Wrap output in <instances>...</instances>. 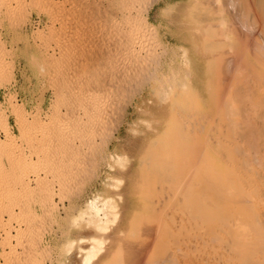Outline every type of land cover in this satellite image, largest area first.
<instances>
[{"label": "rangeland", "instance_id": "rangeland-1", "mask_svg": "<svg viewBox=\"0 0 264 264\" xmlns=\"http://www.w3.org/2000/svg\"><path fill=\"white\" fill-rule=\"evenodd\" d=\"M132 4V0H0V264H66L61 255L62 244L70 238L88 237V233L70 228V218L64 215L62 205L70 203L72 193L77 191L75 187L87 179L83 175L87 171L88 145L102 138L108 131H112L116 136L114 144L111 145L112 149L115 144H119L120 151L127 153L131 159L133 157L132 162L136 167L139 162L138 154L143 153V149L152 150L151 143L156 140L154 136L159 137L158 135L163 132L166 138L163 137L165 140L161 144L167 139L168 144L166 143L167 146L164 144L165 149L161 146L157 148L159 153L164 149L165 156L161 154L162 152L160 154L163 157L157 155L159 163L155 156L156 162L153 161L152 167L157 164L162 167L164 164L159 169L163 172L165 170L164 175L168 173L171 176L166 175L170 181L165 177L164 180L170 182L167 184L172 185L170 186L172 190L184 178L185 181L186 178L192 181V184H188L190 188L188 185L186 187L189 188V193L192 192L194 201L198 202L195 205L198 211L190 212L189 217L183 216L184 212L181 211L177 215L174 209L171 211L174 207L172 203L169 206L171 210L167 213H171L169 218H173L168 220H175L174 223L177 221L176 224L179 223L182 228L179 226L178 229L186 232L184 234L178 231L174 228V223L169 221L174 228L173 230L168 224L169 227L171 226L170 231L172 230L175 235L177 234L175 232L179 233L177 234V238L180 237L179 241L183 239L177 246L179 248L175 247V251L172 252L176 257L171 256L176 259L170 256L169 259L173 260L169 261L170 264H182V262L183 264H264V247L252 257L238 248L229 229H221L212 223V219L221 214L218 209L225 210L222 207L224 204L225 207L229 205V201L231 203L227 205L229 208L226 207L228 209L225 211L226 215L239 210L241 206L235 202L237 196L232 194L236 191L240 194V198L245 199L247 202L245 204L253 210L252 217L258 219L261 223L259 225L264 228V16H262L264 0L262 2L225 0V4L214 18L222 17L228 23L226 24L230 25L229 37L231 36L234 41L233 44L231 38L228 41L233 47L228 48L231 44L226 46L229 42H225L226 45L222 48L224 44L210 40L206 47L207 54L200 55L199 63L196 64L194 91L173 96L170 103L163 106L157 99L145 93L148 92L146 89L140 92L142 95L139 93L137 96L135 87L136 85L138 87L142 81L139 78L132 80L127 76L129 58L134 54V49L128 46V43L133 37L143 41L145 35L143 26L139 22L133 24L131 21L134 14V10L131 11ZM167 5L172 7L170 11L164 10ZM151 9L148 15L150 22L159 28L160 37L171 44L178 42L173 34L194 37L199 27L198 16L201 19L207 18L206 13L197 11V0H158ZM210 17L208 19L213 23L215 19L211 20L213 16ZM253 40L254 46L249 43ZM247 43L250 46L246 48L243 56L248 58L244 57L242 61L245 63V59L247 60V64L243 66L246 65L245 68L249 71L246 70L247 77L246 79L243 77L244 80L240 81L239 87L241 85V93L250 91L247 92L249 94H242L243 97L239 88L236 90L239 91L237 97L236 91L234 92L238 101L234 98L233 102L239 104L235 103L237 106L234 108H237V111L230 112L226 110V106L225 108L218 104L221 101V89L223 90L225 86L221 83L226 77L224 74L226 69L223 70L226 68L224 66H227L224 62L227 58L225 53L227 49L232 48L231 51H236L237 55L241 53L240 49L245 50L243 47ZM260 49L263 54L260 53ZM246 80L248 81L244 82ZM138 103L143 108L140 112L137 108ZM147 108H152L156 112L160 122L154 121L157 123L154 126L155 130L158 128L161 132H153L152 128L145 127L141 122V119L145 118L144 112ZM178 108L187 110L188 118H198L199 124H205L203 130L200 127L203 132L198 133V139L185 144L179 141L178 137L171 135V128L176 130L180 126H186L187 123L179 117ZM232 119L236 120V129H234L238 133L234 131L235 135L238 134L240 137L235 136L232 129L233 133L225 129L223 132L227 131V134H223L226 135L225 140L228 139V142L225 140L223 142L222 138L225 147L221 144L219 147L221 153L217 154L214 148L218 149L221 141H216L215 145L211 137L213 140L210 142V136L215 135L213 131L211 135L210 128L217 125L224 129ZM135 121L136 124L138 123V126L134 125L137 133H132L129 125ZM208 125L210 131H207ZM241 127L244 128V132L240 131L242 135L239 132L242 130ZM204 130L210 132V136ZM245 130L255 132L252 131V136H247L246 139ZM229 131L232 134L231 136L229 133L230 136L234 135L235 138L231 139L229 136L227 138ZM206 133L209 143L207 138L204 140ZM241 136L245 140L241 139ZM201 141L204 143L198 144ZM236 143L240 145L239 149L243 148L244 154ZM202 144H204L203 148L204 146L213 148L212 152L205 156L202 153ZM178 149L183 152L176 153ZM230 153L232 154L229 155ZM178 157L182 158V161L178 162L180 160ZM209 157L211 160L207 161ZM154 162L157 164L154 165ZM181 162L184 165L176 166ZM194 165L197 166L196 169ZM209 166L212 168L210 169ZM190 167L195 170L193 171L197 176L194 172L190 174L192 172ZM204 167L207 170L204 171ZM177 175L182 177L178 179ZM144 177L139 180L140 192L135 195L134 202H130L131 197L128 195L130 192L127 190L129 188L124 190V193L128 191L126 193L128 197L126 196L125 203L127 211L120 225L122 232L118 227L119 234L116 230V233L114 232L115 234L107 239L105 247L109 253L106 250L105 254L102 253L104 255H102L103 259L101 258L102 264H126L127 261L136 263L138 258L133 259V256H136V252H140L148 242L149 237L143 236L146 233L135 235L133 232L135 222L141 220L138 214L142 217L150 207L147 216H151L150 219L154 217L150 211L156 198L143 195L146 194L147 189V180ZM129 178L127 176L126 180L128 181ZM188 180L186 182L190 183ZM94 189L87 188L84 191L82 203ZM220 192L223 194L221 195ZM226 192L229 193L227 194L229 198H232L224 201L227 198L224 195ZM208 197L210 201L207 200ZM221 197H225L222 198L223 201ZM149 198L152 199V206ZM220 200L224 204L217 203ZM249 200L252 201L248 204ZM253 200L256 202L254 203ZM201 205H204L205 210L211 211H202ZM55 207H60L61 218L56 217ZM213 208L217 211L215 212ZM140 209L142 214L138 213ZM202 212H210L207 213L210 217L206 218L207 214L205 216ZM225 213L222 212V215L225 216ZM194 214H198L197 222L192 220L196 217ZM128 216L130 218L126 221L125 217ZM134 216L137 217V221ZM144 219L148 221L147 217ZM124 221L126 226L123 230ZM185 225L188 227L183 229ZM164 237L163 241L166 244L167 236ZM88 243L83 242L82 247H86ZM80 261L81 259L76 257L69 264H80Z\"/></svg>", "mask_w": 264, "mask_h": 264}, {"label": "bare ground", "instance_id": "bare-ground-1", "mask_svg": "<svg viewBox=\"0 0 264 264\" xmlns=\"http://www.w3.org/2000/svg\"><path fill=\"white\" fill-rule=\"evenodd\" d=\"M132 1H133V4H132L133 8H131V11L133 9L134 14L131 18V21L133 22V24L139 22L140 25H142L143 28L145 29V35L143 36V41L137 40L138 37H133L132 39H130V41L128 43L129 44L128 46H131V48L134 49L133 50L134 54L132 57L129 58V64H128L129 65L128 66L129 67V71H128L129 73L127 72L128 73L127 76L129 79L133 80V79L139 78L142 81L138 85V87H137V85L135 87L136 88L135 89L136 95L139 94L140 92H142V90L146 89L149 93L148 92H145V93L150 94V97H152L153 99H157L159 101V103L163 106V105L169 104L170 100L172 99L173 96H179L183 92L190 93L191 91H194V89H195L194 80H195L196 68H197L196 64L199 63L198 60H199L200 55L207 54V53H205L207 51L206 47H207V44L210 40H213L217 44L220 43L222 45L225 42H229L228 40H229V38H231V36L229 37L230 32H228V31H230V28H229L230 25H227L228 23L226 21H224V19L222 17L214 18V15L216 17L217 13L219 12V9L222 7V5L225 4V0H197V11H202V13L203 12L206 13L207 18L201 19L198 16L197 24L199 27L195 33L193 32L195 34V36L192 38L185 37L181 34L180 35L179 34H173V36L178 40V42L176 44H171L170 42H168L164 38L160 37V35L158 33L159 28L152 25V23L150 22V20L148 18V15L150 14L149 12H150V10H152L151 8H153V5L158 0H132ZM260 1L262 2V0H260ZM171 9H172V7L168 6V5L166 6V8H164L165 11H170ZM210 16L211 17L213 16V19H211V20L215 19L214 21H212L213 23H211L208 19ZM262 16H264V15H262ZM225 20H226V18H225ZM230 41L232 42L234 40H232V38H231ZM221 42H223V43H221ZM231 42L227 43V45L224 44L222 48H224L225 45L228 46V44H231ZM249 43H250V45H253L255 42L253 40L252 43H251V41ZM232 44H233V42H232ZM232 44L229 45L228 48H230V46L233 47ZM250 45L248 43L245 46L243 45L244 46L243 48H245V50L240 49L241 53H238L237 55H236V51L235 52L231 51L232 48L230 50L227 49L226 53H225L227 55V58H226V60L224 59V62H225V64H227V66L225 65L224 67H226V68H223V70L226 69L225 70L226 72L224 71L225 72L224 74L226 77L224 79H222V77H221V79L223 80L221 83L222 84L224 83L225 86H224L223 90L221 89L222 96H221V101L218 102V104H220V106H223V107L226 106L227 107L226 110L230 111V112L237 111V108L235 109L234 107L237 106V105H235V103L236 104H239V103L233 102V100L235 98L234 92L239 88L238 90L241 93V91H242V90H240L241 85L239 87V84L241 83L240 81L243 82V80H244L243 77H245V79H246V77H247V75H246L247 71L246 70L249 71V69L245 68L246 65L243 66L244 64H247L246 63L247 60L245 59V61H244L245 63H243L242 59H244V57L245 58L247 57V56H243V53H244V51L246 52V50H247L246 48ZM259 47H260V45L258 46V49H259ZM138 48H140V49H138ZM226 48L227 47H225V49ZM255 48L256 47H254V50H255ZM196 50L198 52H196ZM259 51H261V49ZM260 53L263 54L262 51ZM223 70H222V72H223ZM222 72H221V74H222ZM227 73H228V75H227ZM228 76H229V78H228ZM125 77H126V75H125ZM249 77H251V75ZM224 80H225V82H224ZM247 81L248 80H246L244 82H247ZM221 86H223V85H221ZM246 86H247V84H246ZM243 88H245V87L243 86ZM239 91L235 92L236 97H237V93H239ZM248 91H250V90H247V92ZM247 92L246 91L244 93L242 92L241 95L242 94L246 95ZM247 94H249V93H247ZM250 94H251V92H250ZM137 96H139V95H137ZM144 96H143V99H144ZM238 96H239V94H238ZM242 97H243V95H242ZM140 99H141L140 101L142 104V97H140ZM236 100L238 101L237 98H235V101ZM144 101H145V99H144ZM151 101L153 102V100H151ZM141 104L140 103L137 104V108L139 109V112L143 110ZM220 106H218V107H220ZM241 107L243 108V105ZM239 109H240V107H239ZM178 115L182 120H184L188 124L185 123L186 126H183V127L180 126L176 130H173L171 128L170 129L171 135L178 137L179 141H181V142L183 141L184 143L185 142L189 143L192 140L198 139V137H199V136H197L198 133L201 134L203 132V131H201L200 127H202V130H203V126H205V124L204 125L201 123L199 124L198 118H188L187 117L188 113H187V110H185V109L178 108ZM144 116H145V118L141 119V122L145 125V127L152 128L153 132L154 131L155 132L158 131L157 133L161 132V131H159L158 128H157L158 130L157 129L155 130L156 127L154 126V124L157 125V123H154V121L160 122V120L157 119V115H156V112L154 111V109H152V108L148 109L147 108V110L144 112ZM136 122L137 121H135V123L132 122V125L131 124L129 125L130 126V128H129L130 132H132V133H134V132L137 133V129L136 128H135L136 130L134 129V127H136L134 125L138 126V123L136 124ZM235 122H236V120L232 119L231 122H228L227 126L225 125L224 129L221 126H217V125H215V126L212 125L213 128H210L208 125V127H207L208 130L207 129L206 130L207 131L211 130L210 131L211 135L213 134L212 133V131H213L215 134L214 136H210V132H207L205 130L204 131L209 134L210 142H211V140L214 139V144L216 145V141H221L222 138H223V142L226 141L225 140L226 135H224V134H227L228 130L231 131V129H232L233 132L235 131V129H236L235 128ZM209 128H210V130H209ZM225 129L227 130L226 133L223 132V131H225ZM241 129H242V127H241ZM230 131L228 132V134L230 133ZM240 131L244 132V128L242 130H239V132ZM142 132L144 133V131H142ZM235 132L233 133L234 135H235ZM242 132H240V135L243 134ZM245 132L246 133H244V134H246V135L244 136V138H246L247 136L248 137L252 136L251 134H253V132H255V131H253L251 133V132H248L245 130ZM138 133H140V131H138ZM207 133H206V135L204 134V136H205L204 140H205V138H207V141L209 143ZM237 133H238V131H237ZM140 134H142V133H140ZM144 134H146V133H144ZM163 134L164 133L161 132L160 135H158L159 137H157V135L156 136L153 135L154 137H156V140H153V142L151 143L152 144V146H151L152 150L151 149L149 150V148H148V150L150 152L147 149H146L147 152L145 149H143L144 152L143 153L140 152V154H138L139 157L138 156L137 157L139 158V162H137L138 163L137 167L135 164H133L134 162H132L133 157L131 159V157L127 153H125L124 151H120V149H119L120 145L119 144H115L113 149H112L111 145L114 144V142L116 140V136L112 131L111 132L108 131L102 138H100L98 140H94L92 143L90 141L91 145L90 146L88 145V147H87L88 148L87 149L88 160L86 162L87 171L83 175V176H86L87 179H84L86 181H81L79 186H77L78 188L75 187L77 189V191L74 189L76 193L73 192L74 193V194L72 193L73 196L72 197L70 196L71 197L69 200L70 203H68V205H66V204L62 205V210L64 212V215L69 216V218H70V228L84 231V232L88 233V235H87L88 237H80L77 239L76 238H70L69 240H67L65 243L62 244L63 253H61V255L64 257L66 264H69L71 262V260L76 259V257H77V259H81L80 264H102L101 258H102V255L105 254L104 253L106 250L105 244L107 243V239L111 235L113 236L116 232H118V234H119V231L122 232L120 225H122L121 221L124 220L123 216H124L125 211H127V209L125 210V205H126L125 203L127 201L126 193H128V191L130 192V194H128L131 197V198H129V199H131L130 202H134L136 199L135 195H138V193L140 192L139 180L144 176H145L144 178H146V180H147V184H146L147 189H146V194H143V195H147V197L150 196V198H152V199H154V197L156 198L153 200V202H154L153 206L151 205L152 199L149 198L150 206H152L150 212H151V214L152 213L154 214V215H152L154 217L152 219H150L151 216H149V217L147 216L148 211L150 210L149 206H148L149 208L146 207L147 212L146 213L143 212L144 213L143 214L144 216L142 215L143 218L140 216V214H138V213H141L140 211L142 209H140L139 212L137 213L138 217L141 218L140 221L139 220L137 221V219H136L137 217L134 216V219L137 221L134 224V227L136 228V230H135V228H133V232H135L134 234L135 235L136 234H142L141 232H143V233H146L145 235L143 234V236L145 238H147V236H148L149 238H148L147 244L144 245L145 247L143 246L144 248L143 247L141 248L140 252L135 251L138 255L136 254V256H133V259L138 258V261L135 263V261H133L132 257H130L133 262L130 263L129 261H127V263L129 262L130 264H134V263L135 264H168V263L170 264L169 261H173V260H170L169 258L173 254L172 252L175 251V247L177 248V246L180 245L179 243H182L183 239L181 238L182 241H179L178 239L180 238L179 237L180 235H178L179 238H177V234H179V233L175 232V233H177L175 235L173 233V231L171 230L172 231L171 232L169 229V228H171L172 224L175 221V220L174 221L168 220V218L170 216L169 214H171V213L167 214L171 210V207H169V206L172 203H174L172 205L174 207L172 208L171 211H173V209H174V211H176L177 215H179L181 212H184V213H182V214H184L183 216L189 217L190 212H195L194 210L198 211V209H196V206H195V205H197L198 202L194 201L195 199L193 198L194 196H192V192L189 193L190 192L188 190L190 188L189 185L192 184V181H189V180H191L190 178H189V180L186 178V181L188 180L190 183L186 182L184 180L185 179L184 178V179H182V181L180 180L181 182L179 184H176L177 185V186L175 185L176 188L172 190V189H170L171 188L170 186H172V185L169 186V184H167L170 181L169 177L166 178V175L168 173H166V175H164L165 170L163 172L162 169H159V168H162L164 164L162 162H160L163 164L161 167L160 165L155 163L156 162L155 156L157 159V158H159V156H157V155H159L161 152H162L161 154L165 153V152H163V151H165L164 150L165 149L164 144L167 143L168 139L165 141L164 144H161L164 142V140L166 138ZM230 134L227 135V138H228V136L229 137L232 136V134H231V136H230ZM234 135H233V137H234ZM254 135H255V133H254ZM235 136H239V135L236 134ZM163 137H165L164 140H163ZM211 137L213 139H211ZM233 137H231V139ZM202 138H203V136H202ZM236 138L238 139V137H236ZM244 138L241 136V139H244ZM153 139H155V138H153ZM231 139H229V142L232 143V141H230ZM237 139H235L236 140L235 142H237ZM246 139H248V138H246ZM246 141L248 142V140H246ZM226 142H228V139ZM199 143H204V141L198 142V144ZM238 143H236L237 147L240 146ZM240 143H242V142H240ZM167 144L165 146H167ZM221 144L223 145L222 141L220 143V146L217 145L218 149L214 148L215 153H217V154L221 153V150L219 149V147H221ZM233 144H234V142H233ZM233 144H232V146H233ZM187 145H189V144H187ZM203 145L204 144L201 145L202 148H203ZM242 145H243V143H242ZM242 145H241V147H242ZM160 146L164 149L163 150L160 149V151L161 150L162 151L159 153L158 148ZM179 146H181V145L179 144ZM192 146H196V144L195 145L192 144ZM146 147H147V145H146ZM149 147H150V145H149ZM209 147L205 148V146H204V148L202 150V153L205 156L212 152L211 150L213 148L210 149ZM191 148H193V147H191ZM198 148H197V150H199ZM202 148H200V149H202ZM234 148H235V145H234ZM193 149H195V148H193ZM227 149H229V148H227ZM238 149H239V147H238ZM238 149L236 150L238 152L237 154H239ZM242 149L243 148H240L239 150H241L244 154L245 151ZM177 151L179 152L180 149L176 150V153H177ZM192 151H194V150H192ZM234 151H235V149H234ZM180 152H183V150H181ZM188 152H189V150H188ZM228 152H229V150H228ZM230 152H231V150H230ZM197 153H198V151H197ZM232 153H233V151H232ZM232 153H230L229 155H231ZM192 154L194 155V153H192ZM237 154H235V155H237ZM243 154H241V155H243ZM180 155L182 156V154H180ZM212 155H213V153H212ZM162 157H160V159ZM211 157H209L210 159H208V160L207 159H204V160L209 161V160H211ZM243 157L245 159V156H243ZM243 157H240V158L243 159ZM138 158H137V160H138ZM135 159H136V157H135ZM184 160L185 159H183V161ZM153 161H155L154 165L157 164L155 167L154 166L152 167V165H151L153 163ZM157 161H158V159H157ZM180 161H182V158L180 160H178V162H180ZM158 163H159V161H158ZM180 164H182V162L177 164L176 166H178V165L180 166ZM182 165H184V163ZM196 168H197V166L194 165V169H196ZM202 168L203 167L201 165V169ZM211 168L212 167H210V169ZM190 169H191V167H190ZM190 169L188 170L189 172H190ZM148 170H152V171H148ZM193 170L191 169V171H192L190 173L191 175L195 171V170L194 171ZM205 170H207L206 167H204V171ZM147 171L149 174L147 173ZM150 172L153 173L156 177L153 174H151ZM150 174H151V176H150ZM194 175L197 176L196 173ZM127 176L130 177L128 181L126 180ZM164 177L167 180L169 179V181L167 182L166 179L164 180ZM181 177H182V175H177L178 179ZM193 177L194 176H192L191 178L193 179ZM156 178H158V180H156ZM171 179H173V178H171ZM171 182H172V180H171ZM177 182H178V180H177ZM173 183H174V180H173ZM173 183H171V184H173ZM175 183H176V181H175ZM231 184H232V182H231ZM98 185L100 186V188L98 187ZM187 185L189 186V188L186 187ZM173 186H174V184H173ZM127 187L129 189H127L128 191L126 193H124L125 192L124 190ZM182 187L183 188L186 187L187 189L185 188L186 190L185 189L183 190ZM191 187H192V185H191ZM229 187H231V185ZM87 188H91V190L93 188H95V189L85 199L84 203H82L81 199L83 198V193H85L84 191H86ZM192 188H194V187H192ZM226 189H225V191H226ZM229 189H231V188H229ZM233 191H234V188H233ZM193 192H194V189H193ZM222 192H220L221 195L223 194ZM227 192L224 194L227 196V198H225V197L220 198L222 201L224 198H225L224 201H226L229 198V196L227 195L229 193H227ZM232 194H236L235 196H237V198L235 197L237 199V200H235V202L241 206V207H239L240 211L239 210L237 212H231L230 211L231 213L226 215L227 212L225 213V211L227 208H229V207H227L228 204H227V202H225L227 204L226 205L227 208H226L225 204L222 203V201L220 200V202H217V203L224 204L225 208L222 207V209H225V210H221V211L225 213V216L222 215V212L219 210L220 209L219 208L218 211L221 214H219V212H218L219 215L214 214V216L215 215H217V216H216V218H213L214 220L212 219V223H215V225L219 226L221 229L222 228H225L227 230L229 229L232 232V235L236 240V244H237L238 248H241V250L243 249L247 254H249L250 256L253 257L255 254H257L258 251H261L264 247V228L259 225L260 222H258V219H256L254 216H253L254 217V219H253V217H252L253 213L251 215V212H253V210L245 204V203H247V202H245V199L240 198V194L238 192L236 193V191L232 192ZM116 197L118 199H116ZM142 197H140V198H142ZM230 198H232V197H230ZM235 198H233V199H235ZM190 199H192L193 201ZM208 199H209V197L207 198V200ZM203 200H205V202L207 201L206 199H203ZM137 201H139V200H137ZM209 201H210V199H209ZM209 201H207L208 204H210ZM250 201H252V200H249L248 204L250 203ZM254 201L255 200H253V202ZM229 202L231 203V201H229ZM182 203H184V204H182ZM230 203H229V205H230ZM133 204H135V203H133ZM177 204L179 205V207ZM203 204H205V203H203ZM182 205H184V206H182ZM193 206L195 207V209H193ZM203 206L204 205H201V208H200L202 211H211L210 209L205 210ZM219 206H222V205L220 204ZM129 207L130 206H128V209H129ZM168 207H169V210H167ZM216 207H218V206H216ZM59 208L60 207H55L56 212H57V216H56V214H55V216L57 218H61ZM209 208H211V207H209ZM201 210H200V212H201ZM214 211L216 212L217 209L216 210L214 209ZM176 213H174V214H176ZM202 213H204V212H202ZM207 213H210V212H207ZM207 213L206 212L204 213L205 216ZM156 214H158V215H156ZM212 214H210V215H212ZM194 215L196 217L192 218V220H194V222L195 221L197 222L198 214L197 215L194 214ZM129 216L125 217L126 221L128 220L127 218H130ZM180 216H182V215H180ZM208 216H209V214H207L206 218ZM145 217L148 218V221H146L144 219ZM211 217H213V216H211ZM169 219H173V218H169ZM126 221H124V226L122 227L123 230L126 226L125 225ZM169 221L171 223L172 222L173 223L171 224V223H169ZM143 222H147V224H143ZM176 222L174 223V225H175L174 228L175 229L177 228L178 231L182 232L180 229H178V227L180 226L179 223L176 224ZM168 224H170L171 226L169 227ZM191 224H192V222H191ZM136 225H137V227H139V226L140 227L137 228ZM153 225H154V227H153ZM176 225H178V226H176ZM186 225H188V223ZM186 225L183 226V229H184V227H188ZM118 227L120 228L119 231L117 230ZM156 228L158 229V231ZM172 228H173V226H172ZM174 228H173V230H174ZM179 228H181V226ZM187 230H188V228H187ZM137 231H139V232H137ZM184 231L185 230H183L182 233H184ZM133 232H132V237L134 236ZM187 232L189 233V231H187ZM182 233H180L181 236H182ZM164 236H167V238L165 239V241H167L166 244L163 241ZM188 236H190V235H188ZM85 241L89 242V243L86 247H82L83 242H85ZM137 241H138V239H137ZM143 242H144V238H143ZM132 254L135 255V253H132ZM175 255H172V256L176 257ZM172 256H171V258H173ZM188 256H190V255H188ZM130 258H129V260H130ZM173 259L175 260L176 258H173ZM127 260H128V258H127ZM63 263H64V261H63ZM179 263H180V260H179ZM183 263L184 262H182V264Z\"/></svg>", "mask_w": 264, "mask_h": 264}]
</instances>
